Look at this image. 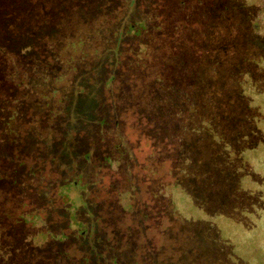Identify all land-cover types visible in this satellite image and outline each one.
I'll return each mask as SVG.
<instances>
[{
  "label": "rangeland",
  "instance_id": "obj_1",
  "mask_svg": "<svg viewBox=\"0 0 264 264\" xmlns=\"http://www.w3.org/2000/svg\"><path fill=\"white\" fill-rule=\"evenodd\" d=\"M145 1L135 4L142 18H146L142 12ZM165 1V10L169 11L166 16L170 18L178 0ZM212 1L207 2L208 17L202 6L185 3L181 17L186 19L191 12L194 29L198 32L196 26L200 24L205 33L211 34L209 42L201 38L209 49L194 52L200 63L191 61L187 69L194 72L191 77L197 86L193 96L198 109L194 114L185 105L192 104L193 96L191 101L183 102L175 91L173 95L172 88L178 87L181 72H186L181 63L170 76L162 68V57L172 58L176 45L173 40L163 39L164 32L155 35L154 29L159 26L145 33L147 43L144 33L141 40H134L135 35L122 33L119 22L112 21L100 27L96 39L100 41V52L76 49L73 34L85 9L77 0L64 2V12L56 16V25L68 31L62 43H52L47 53L23 49L19 57L8 56L3 66L9 71L5 78L0 77V264H264V0ZM147 2L150 6V0ZM49 4L51 0H32L31 7L34 14L39 10L49 13L53 10H47ZM157 9L147 15L150 20L160 18ZM113 16L116 20L121 17ZM189 33H181V41ZM2 39L13 40L10 35ZM108 51L118 57L114 65L117 78L107 88L110 80L104 72L96 74V79L104 80V96L97 99L103 116H96L93 126H98L101 118L107 120V125L90 131L94 139L76 141L74 157L71 151L63 160L70 158L73 164L79 163L81 153L92 143L96 148L91 151L97 156L101 151L108 154H104L102 164L106 167L101 186L104 229L119 248L117 253L99 229L91 233V241L72 243L77 237V227H69L74 222L73 212L82 196L97 193V187L66 186L61 176L77 171L79 181L86 180L92 175L90 166H51L46 158L48 144L55 139L50 136L57 128L55 112L63 105L65 83L81 66L89 70L92 65V72L84 76L88 78L85 82L93 81L91 74L96 71L98 55ZM144 52L150 61L138 59L141 63L132 64L131 56H143ZM146 76H151L150 82L144 81ZM180 87L186 89L183 84ZM156 104L175 115L166 120L169 125L173 122L174 131L171 135L165 132L171 136L174 151L161 147L160 152L165 151L162 157H153L159 162L170 160L165 165L172 167L168 175L177 178L175 184L144 177V147L163 140L158 133L163 119L158 112L150 113L156 123L152 129L144 126L140 146L139 142L128 141L124 124L119 121L130 107L144 119L147 110ZM132 130L136 133L134 127ZM152 137L156 140L151 141ZM135 186L141 194L143 187L148 191L150 211L141 210L138 204L130 210L128 203L134 198ZM126 215L136 224H129L130 217L121 223ZM144 226L149 227V236L142 238L138 231ZM93 244L99 247L101 257L88 259L86 254L88 260L82 259L78 247L88 250Z\"/></svg>",
  "mask_w": 264,
  "mask_h": 264
},
{
  "label": "trees",
  "instance_id": "obj_2",
  "mask_svg": "<svg viewBox=\"0 0 264 264\" xmlns=\"http://www.w3.org/2000/svg\"><path fill=\"white\" fill-rule=\"evenodd\" d=\"M66 1L69 2V0H51V4H49L47 10L51 11V9L53 8V12L51 11L52 13L44 12V14L42 10H39V12L34 14V11L31 7L32 0H0V64L2 68V70L0 69V77L5 78V75H7L6 70L9 71V69L5 68L3 64H5L10 54L15 55V57H19L20 54L24 53V51L33 53L34 50H37L38 53H47L48 51H51L52 43H55L58 46L67 38L68 31L65 29V27L56 25V16H60L64 12V2ZM77 1L78 3L83 2V6L85 9L82 14L81 24L76 30V32L73 34L75 42L77 44L76 49L79 48L80 50H83L87 48L89 53L97 51L100 52V41L96 40L98 35L101 33L100 27L108 25L110 22L112 23V21L119 22L120 29H123L122 31L119 30V32H127V34L135 35L134 40H141L144 33V41L148 43L149 41L147 40H149V38L147 39L145 33H150L153 27L159 26L158 28L154 29V32H156L155 35L157 33L164 32V34H162L161 36L164 40H167V42H169L168 40H173V45H184L183 47H181L180 50L175 46V48H173V57L170 58L163 56L161 62L163 64L162 68L166 71V75L168 76L171 75V72H176L178 70V63H181V67H183L186 72H181L182 75L179 84H176V86L178 87L176 89L172 88L173 95L175 91L178 97H182L183 102L191 101V98L194 97L193 94L195 93L194 91H196L197 86H195L196 80L194 79V77H191V75H194V72H187V69L190 67L191 61H196V63H200V61L194 57V52L200 53L205 49H209L206 48L205 44L207 43L201 40V38H205L206 41L209 42L211 40V34L209 35V33H205L203 26H201L200 24L198 25L197 23L196 24L199 26H196L198 32L194 29L195 23L191 19V12L188 14V17L186 19H181V17L183 10L185 9V4H192L193 6H202L204 9H206V16L208 17V9L210 4H208L207 2L209 0H192L193 2L191 3H185L184 1L178 0L176 4L173 5V10L170 14V18H167L166 16V12L169 11L167 10V8L165 10V7H167V2L165 0H150V6H148V2L146 0L144 2V8L142 11L144 14H146V18H142L139 16L140 13H138L137 6H135L138 0ZM210 2L213 4L212 0H210ZM84 3L86 4L84 5ZM124 5L126 6L124 7ZM156 7H158V9ZM154 9L158 10L160 18L150 20L147 15H149V13H151L152 11H155ZM187 12L188 10H186V13ZM116 14L118 15L117 17L121 15L119 20H116L117 18L113 16ZM142 22H144V26L142 25ZM149 22L151 23L150 26ZM145 23H147V25ZM220 24L222 26V23ZM168 25L169 27L166 31V26ZM172 28H178V30L174 31ZM185 30L186 33L190 30V33L188 37L181 41L180 35L181 33H184ZM119 32L117 38L120 36ZM6 35L12 36V42L2 39ZM54 35L57 36V40L55 41L53 39ZM215 35L218 36V33H216ZM42 39H44V41H41ZM194 41H196V44L192 45ZM33 44H35V46H33ZM199 44H202V46L204 47L201 48ZM23 49L24 51H22ZM147 55L148 54L144 52L143 56H131V59L133 60L132 64L141 63L138 61V59L150 61L151 58H149ZM98 56L99 58L97 60V63H95V65H97L95 67L96 71L91 74V78L94 79L93 81L90 80L89 82H85V80L88 78H85L84 75H86L89 71L92 72L91 68H93L94 65H92L89 70H87V68L85 69L84 66H81L80 70L77 71L76 76L71 81L65 83V85L67 86L66 90L64 91L66 92V94H63V99L61 103L63 105L59 107V109H57L55 112L57 128L55 132L50 136L51 140H53L54 138L55 139L53 143L48 144L46 151V158L51 166H67L69 167V169H71V166H75L76 164H78H73V161L70 160V158L69 161L67 159L65 160L67 161V163H64L63 159L69 152H73L77 144L76 141H90L94 139V133L93 135H91L90 131H92V129H96L98 127L101 128L102 126L107 125V120L101 118L100 124H97L98 126H93L96 121V116H103V114H100V104H97V99L101 95L104 96V80L96 79L98 78L96 74L104 72L103 76H106L110 80V84L106 85V87H111L117 78V71H115L114 65L117 63L118 57L110 51L104 52L103 55L101 54ZM165 64L167 65L164 66ZM144 72L146 74V67L144 69ZM64 78L65 77H63L62 79ZM144 81L150 82L151 76H146V79ZM182 84L186 87L184 91H182L180 87V85ZM138 85L139 87L142 86V84ZM192 87L193 89H191ZM107 88L105 101L108 104ZM169 88H167V90ZM205 91L206 90H204V92ZM187 97L190 99H187ZM169 99H172L171 96H169ZM113 100L114 99L112 98V102ZM196 104L197 103L195 101V97L194 101H192V104H185L188 105L187 111L190 114H192V110L193 114L197 111L196 109L198 108H196ZM156 111L158 112L160 118L163 119V125L160 130L162 132L158 131V133H160V136L163 137V140H156L155 137H152L151 141H157L156 146L153 145L151 142V146L144 147V163H146L144 165V177L148 179L162 178L161 182L165 181L169 184H175L177 178L168 175L171 171H173L171 166H167L168 164H170V160L161 159V161L159 162L153 159V157H162V155L165 153V151L163 152V154L160 152L161 147H163V150L167 149L170 152L174 151V148L170 142L171 136L169 137L165 134L166 132L168 135H171V133L174 131L173 122H171L170 125L166 123V120L168 119L169 115L174 118V112L167 109L165 110L161 108L159 104H156L155 108H153L151 111L147 110L146 115H144V119H141L137 110L130 107L123 111L119 121L124 124L125 134L128 137V141L130 140V142L132 141L135 144L139 142L140 146V137H143L142 132L144 130V126H146L145 128L152 129L153 124L156 123L153 122L149 117L150 115H152L150 113ZM95 112H97L96 115H94ZM168 121L170 122V120ZM126 122L129 124V126ZM186 122V119L182 121L183 124H185ZM133 127L136 133L132 130ZM58 128L60 129L58 130ZM192 129L195 130V128ZM153 131L156 132V130ZM145 140L149 141L147 137H144V141ZM88 146L90 150H93L94 148L95 151L96 146H94L93 143L89 144ZM49 149H53L54 151ZM94 151H90V156L92 157H89L86 162L85 160H83V164L90 166V168L92 169L91 177H88L86 180H84V178H81L80 181L78 179L76 183H67L66 181H62V184L71 187L83 186L84 184H87L88 187H97V193L87 194L86 196L83 195L81 200L79 201V206H76L77 208L75 212H73L74 222L69 223V227H77V237L71 236L70 239L73 237L72 243L74 244H77V241L79 243L89 242L91 241V233H95V230L99 229L103 232L104 239L107 240V243L114 249V252L117 253L118 251L120 252L119 248L117 249L115 245L116 243H114L108 238L104 229L106 214L104 211L105 204L102 196L103 192L101 186L103 183V178H105V172L103 171V168L105 170L106 167L102 166V164L104 162V154H106V152L101 151L100 155L97 156ZM166 152L168 153V151ZM71 156L74 157V152ZM146 156H149L150 159L146 160ZM135 190L136 191L133 200L129 201L128 203L130 210L133 208L135 209L138 204L142 207L141 210L147 212L150 211L152 209V201H149L147 199L149 194L148 191L145 189V187H143L144 194H141V191L138 189L137 186H135ZM97 205H100L99 209H96ZM128 206H126V208H129ZM77 211L78 215H76ZM152 216L156 217L154 211H152ZM126 217L131 218V216L129 215L124 216V218L121 220V223ZM130 223L136 224L132 221V218L129 221V224ZM148 228L149 227L144 226V229L141 228L140 231H138L142 238L149 236ZM112 233L115 234L113 230ZM74 234L75 233H73V235ZM190 234H192V231ZM78 250L82 254V259L85 258L86 260H88L94 257H101L99 255L100 249L96 244L88 246V250H83L79 247ZM86 254H88L89 256L88 259L86 258ZM85 262L87 264V261Z\"/></svg>",
  "mask_w": 264,
  "mask_h": 264
},
{
  "label": "water",
  "instance_id": "obj_3",
  "mask_svg": "<svg viewBox=\"0 0 264 264\" xmlns=\"http://www.w3.org/2000/svg\"><path fill=\"white\" fill-rule=\"evenodd\" d=\"M89 145V144H88ZM90 148H89V146H87V148H86V151H84V152H82L81 153V161H80V163H78L77 164V166H82V163H83V160H85V162L89 159V157H90ZM64 163H67V161H64ZM76 166V165H75ZM61 167V166H60ZM62 167H64V166H62ZM64 169V168H63ZM62 169V170H63ZM60 170H61V168H60ZM79 171V170H78ZM70 173V174H69ZM64 176H61V182L62 181H66L67 183H76L77 182V180L79 179V176H80V174H79V172H74V173H72V172H67V173H65V174H63ZM66 176V177H65Z\"/></svg>",
  "mask_w": 264,
  "mask_h": 264
}]
</instances>
